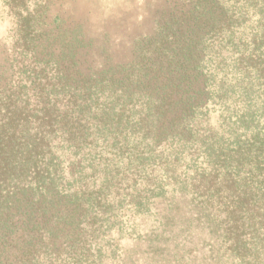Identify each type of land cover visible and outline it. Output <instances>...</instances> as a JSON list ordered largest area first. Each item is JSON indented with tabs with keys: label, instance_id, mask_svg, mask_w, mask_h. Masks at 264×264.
<instances>
[{
	"label": "trees",
	"instance_id": "obj_1",
	"mask_svg": "<svg viewBox=\"0 0 264 264\" xmlns=\"http://www.w3.org/2000/svg\"><path fill=\"white\" fill-rule=\"evenodd\" d=\"M39 1L0 56V264H264V0Z\"/></svg>",
	"mask_w": 264,
	"mask_h": 264
},
{
	"label": "rangeland",
	"instance_id": "obj_2",
	"mask_svg": "<svg viewBox=\"0 0 264 264\" xmlns=\"http://www.w3.org/2000/svg\"><path fill=\"white\" fill-rule=\"evenodd\" d=\"M30 1V0H29ZM33 4L39 0H31ZM148 0H53V15L59 12V21L69 22L90 20L99 23L104 19L110 20L109 13L116 9L124 8L130 12L133 20L139 21L147 10ZM10 11V0H0V56L5 48L4 38L9 35L14 18ZM122 15V14H121ZM119 17L120 15H114Z\"/></svg>",
	"mask_w": 264,
	"mask_h": 264
}]
</instances>
